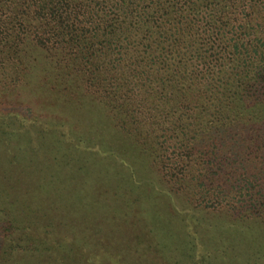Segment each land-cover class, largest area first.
<instances>
[{
    "label": "trees",
    "instance_id": "obj_1",
    "mask_svg": "<svg viewBox=\"0 0 264 264\" xmlns=\"http://www.w3.org/2000/svg\"><path fill=\"white\" fill-rule=\"evenodd\" d=\"M0 98L15 252L264 264V0H0ZM35 129L57 134L43 170Z\"/></svg>",
    "mask_w": 264,
    "mask_h": 264
},
{
    "label": "rangeland",
    "instance_id": "obj_2",
    "mask_svg": "<svg viewBox=\"0 0 264 264\" xmlns=\"http://www.w3.org/2000/svg\"><path fill=\"white\" fill-rule=\"evenodd\" d=\"M5 100L6 99L0 98V102L3 101V102L7 103V104L0 103V112H2V113H5V112H7L6 110L14 109V107H16L15 105H13L14 107L13 106H6V105H8V101H5ZM13 102H15L18 105V101L16 99L13 100ZM13 102H12V104H13ZM38 109H39L38 106L35 104V102H33V105L31 107L30 111L27 112L26 103L25 104L21 103L18 105V112H19L18 114H19V116H25L28 119H24L22 117H18V119L21 122L25 123V126H27L29 123L28 127L34 125L35 128L36 127L38 128V126H41V124L44 123L45 120H47L46 115L44 116ZM53 127L55 128V126H53ZM43 133H44V131L42 129H35L32 133V135L34 137V143L36 145L35 147H37L38 149H41L43 151V157L34 156L35 159H42L43 158V162L39 160L40 170H43L42 168H45L44 166H48L49 164H52L50 156L55 154V152L57 151V145L56 144L50 145V142L52 141V139H49V138H57V134L52 133L51 137H47L46 138L47 145L44 146V142L39 139V138H42ZM39 134L41 135L40 137H39ZM15 137H16V139H14L12 141L13 144H21V143H24L25 140L29 141V137L24 136V135L15 136ZM20 138H22V141H19ZM44 147H46L45 150H44ZM4 151H6V149ZM8 152L12 156V150L9 149ZM4 155L6 157L8 156L5 152H4ZM0 157H2L1 153H0ZM14 162L16 163V161H14ZM44 163H45V165H44ZM17 166H18V168H20L21 163H19ZM0 168H7L5 166V161H3V164L0 166ZM9 168H11V167H9ZM6 170H8V168ZM0 178L6 180L5 177H3V176ZM27 179L28 178L26 175H23V176L11 175L8 180L11 183H21L23 181H27ZM56 179L57 178L49 176L48 173H43L39 177L40 182H47V181L52 180L53 185H56ZM97 183H98V180L96 179V184ZM3 189L4 188H2V186L0 185V224H2V223L5 224L4 220H7V219H8V221L11 222L12 216L14 215V212L17 210L16 209L17 205L12 207V206H5L3 204V201L5 200L4 198L7 197V195H8L5 192H3ZM55 194L57 195L56 191H55ZM41 197L44 198V196H41ZM105 197H108V194H105ZM14 203H16V200L14 201ZM174 203H176V200ZM39 211L41 212V214H39L38 216H34V217L29 218L31 221L33 220L35 222L36 228L39 225V223H43L42 222V218H43L42 213L45 211V204L44 203L40 206ZM20 218L21 217L18 216V220H20ZM33 221H32V223H33ZM7 226H9L8 223H7V225H4L2 230H0V264H37L39 259L42 260V256L39 253L36 255H31V254L25 253V249L23 248V246H20L19 247L20 250H18L17 252L12 250V248L10 247V243H9L8 238H5V232H6ZM44 260L45 259H43L39 264H43Z\"/></svg>",
    "mask_w": 264,
    "mask_h": 264
}]
</instances>
